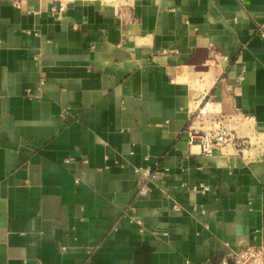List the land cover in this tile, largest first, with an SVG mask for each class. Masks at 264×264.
I'll return each instance as SVG.
<instances>
[{"label":"crops","instance_id":"0c3cea01","mask_svg":"<svg viewBox=\"0 0 264 264\" xmlns=\"http://www.w3.org/2000/svg\"><path fill=\"white\" fill-rule=\"evenodd\" d=\"M218 124L245 146L189 145ZM257 243L264 0H0V264H220Z\"/></svg>","mask_w":264,"mask_h":264},{"label":"built area","instance_id":"2783aa9c","mask_svg":"<svg viewBox=\"0 0 264 264\" xmlns=\"http://www.w3.org/2000/svg\"><path fill=\"white\" fill-rule=\"evenodd\" d=\"M50 11L60 18L64 11V6H52ZM42 82L41 79L39 83L41 84ZM209 111L215 112L216 110L214 107H211ZM197 112L199 115H202L205 111L198 108ZM247 119L250 120L251 117H247ZM186 134L189 145L197 146L199 153L203 155H211L216 149L224 148L229 144L233 145L236 149H241L245 146V140L238 136L234 130L223 124H218L207 129L190 126L186 129ZM146 177L147 179H151L155 177V174L148 173ZM201 189H205V187L203 185L192 186L193 191ZM137 191L139 194L146 195L149 189L146 183H143L138 186ZM174 206L176 207V205ZM220 264H264V243L247 244L240 247L229 254L228 261Z\"/></svg>","mask_w":264,"mask_h":264}]
</instances>
